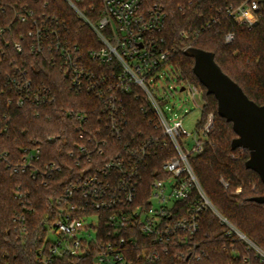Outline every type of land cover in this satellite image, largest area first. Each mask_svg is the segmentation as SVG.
<instances>
[{
	"label": "trees",
	"instance_id": "1",
	"mask_svg": "<svg viewBox=\"0 0 264 264\" xmlns=\"http://www.w3.org/2000/svg\"><path fill=\"white\" fill-rule=\"evenodd\" d=\"M78 1L85 15L96 21L101 14L100 0ZM143 3L146 8L155 4L165 6L167 18L159 37L164 40L163 48L171 53L169 63L178 75V84L195 85L203 97L198 131L204 128L209 115L214 116L204 152L191 158L197 179L214 207L264 251V205L253 201L264 196V184L256 172L246 167L249 152L232 150L237 137L232 124L219 116L216 99L207 95L194 74V59L185 55L189 48L214 53L223 72L250 100L263 106L264 10L259 22L248 28L235 23L221 10L225 0H143ZM24 6L34 10L36 18L45 14L57 19L58 29L83 54L97 46L93 33L64 0H0V26L5 29L0 37V264H41L39 251L47 249L49 225L59 214L58 203L80 172L76 160L70 157L82 142L80 136H108L116 152L147 144L152 155L141 173V202L151 197L153 181L165 178L161 172L163 163L175 156L171 144L162 147L163 131L139 89L124 95L121 130L115 135L103 114V102L96 95L76 92L71 80L50 62L49 52L32 54L28 33L33 29V21L21 22ZM230 33L234 39L226 43ZM16 44L21 45V52L16 50ZM87 64L96 73L111 72V66L101 69ZM26 80L31 81L29 96H40L45 91V100L37 103L30 98L24 106L17 105L21 98L27 97L14 85ZM81 115L83 119L78 118ZM153 143L158 145L153 147ZM37 149L40 167L55 163L60 171L33 179L30 170L16 173L11 168V164L23 161L26 150ZM4 154L7 162L1 159ZM18 188L24 198L18 197ZM198 201L199 196L193 190L187 201L175 206L173 219L180 218L179 210L187 215ZM22 217L23 225L19 221ZM199 224L197 234L187 235L184 244L170 245L168 254L158 264H263L247 244L235 236L226 237V228L211 211L201 213ZM55 264L71 263L64 259ZM79 264L93 262L87 259Z\"/></svg>",
	"mask_w": 264,
	"mask_h": 264
},
{
	"label": "built area",
	"instance_id": "2",
	"mask_svg": "<svg viewBox=\"0 0 264 264\" xmlns=\"http://www.w3.org/2000/svg\"><path fill=\"white\" fill-rule=\"evenodd\" d=\"M64 1L93 33L97 46L83 54L58 29L57 19L45 14L36 18L35 11L24 6L21 22L33 21V29L28 33L32 54L40 56L49 52L50 62L71 80L76 92L96 95L103 102V114L115 135L121 130L124 95L139 89L163 131L162 147L171 144L175 156L163 163L161 172L165 178L155 179L151 197L147 202H141V173L144 163L152 155L147 144L142 143L139 149L128 147L124 152H116L112 150L108 136H80L82 142L70 153L80 172L58 203L59 214L49 225L47 249L39 251V262L55 264L67 259L71 264H79L90 259L93 264H158L168 254L170 245L184 244L187 235L194 236L199 232V217L209 210L226 228V237L235 236L236 240L247 244L264 264V251L214 207L192 168L191 158L205 150L214 116L209 115L190 148L188 142L192 136L183 129L181 120L172 122L168 118L165 101L156 95V85L162 78L176 75L169 63L171 53L163 48L164 40L159 37L167 18L165 6L155 4L146 8L143 0H100L101 14L93 21L82 11L78 0ZM225 2L221 10L235 23L248 28L259 22L264 10V0ZM4 32L0 26V37ZM233 39L234 35L230 33L225 40L231 43ZM15 48L22 51L20 44ZM87 62L101 69L111 66V72L96 73ZM176 83L181 91L188 87L178 84V79ZM14 87L27 97L21 98L18 106H24L30 98L37 103L45 100V91L40 94L41 98L29 96L31 81ZM189 89L194 97L200 93L195 85H189ZM157 145L153 143L152 146ZM6 156H1L5 162ZM39 156V149L26 150L23 161L10 166L16 173L30 170L33 179L60 171L55 163L40 167ZM193 190L199 196L198 203L187 215L179 210L180 218L173 219L175 206L187 201ZM17 195L25 197L20 188ZM19 221L23 225L25 218ZM50 235L56 239L52 240Z\"/></svg>",
	"mask_w": 264,
	"mask_h": 264
},
{
	"label": "water",
	"instance_id": "3",
	"mask_svg": "<svg viewBox=\"0 0 264 264\" xmlns=\"http://www.w3.org/2000/svg\"><path fill=\"white\" fill-rule=\"evenodd\" d=\"M185 55L194 59V74L207 95L216 99L219 116L232 124L237 136L232 142V150L249 152L246 167L256 172L264 184V105L259 106L250 100L242 88L223 72L214 53L189 48ZM253 201L264 205V196Z\"/></svg>",
	"mask_w": 264,
	"mask_h": 264
},
{
	"label": "rangeland",
	"instance_id": "4",
	"mask_svg": "<svg viewBox=\"0 0 264 264\" xmlns=\"http://www.w3.org/2000/svg\"><path fill=\"white\" fill-rule=\"evenodd\" d=\"M177 75L167 76L156 85V95L159 99L165 101V112L172 122H182L183 129L192 138L189 139V147L192 148L193 138L197 136L198 125L202 120V108L204 105L201 93L195 97L192 95L189 86L186 90L181 91L176 83ZM202 136V135H200ZM202 138V137H201ZM52 240L56 239L55 236H49Z\"/></svg>",
	"mask_w": 264,
	"mask_h": 264
}]
</instances>
